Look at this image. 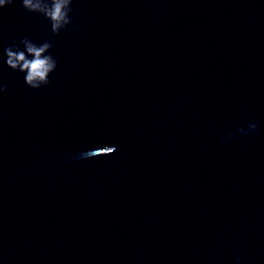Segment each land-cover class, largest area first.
<instances>
[{
    "label": "clouds",
    "instance_id": "1",
    "mask_svg": "<svg viewBox=\"0 0 264 264\" xmlns=\"http://www.w3.org/2000/svg\"><path fill=\"white\" fill-rule=\"evenodd\" d=\"M15 0H0V9L12 5ZM24 10L29 13L41 15L50 23L52 35H58L61 31L67 30L69 26L74 25L73 19V0H20ZM74 31L79 30V25L73 28ZM23 46L22 50L20 46ZM52 43L44 41L36 43L29 37L25 36L17 44L15 41L4 49L6 56V65L13 71L24 73L25 84L36 91L42 86L50 83L49 76L55 71L57 61L51 54ZM6 86H0V92L6 91ZM258 130L256 123H248L247 127L238 125L236 133L240 137L255 135ZM226 140L221 143H228L237 138L231 129L226 131ZM115 152L112 147L108 153L101 152V148L81 154L82 157H94L97 155H107ZM236 256V264H241L240 256Z\"/></svg>",
    "mask_w": 264,
    "mask_h": 264
}]
</instances>
